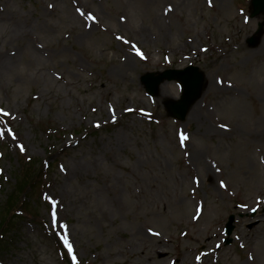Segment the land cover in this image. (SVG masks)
Here are the masks:
<instances>
[{"label": "rangeland", "instance_id": "rangeland-1", "mask_svg": "<svg viewBox=\"0 0 264 264\" xmlns=\"http://www.w3.org/2000/svg\"><path fill=\"white\" fill-rule=\"evenodd\" d=\"M250 9L0 0V205L19 158L51 164L0 264H264V12ZM188 64L206 83L179 121L164 109L178 83L150 96L140 78Z\"/></svg>", "mask_w": 264, "mask_h": 264}, {"label": "water", "instance_id": "water-1", "mask_svg": "<svg viewBox=\"0 0 264 264\" xmlns=\"http://www.w3.org/2000/svg\"><path fill=\"white\" fill-rule=\"evenodd\" d=\"M252 13L251 15H258L264 12V0H251ZM261 32V25L255 31V35L248 39L249 45H255ZM165 80H177L181 84L182 94L181 97L175 101L168 100L165 103L167 114L175 119L183 120L186 116L188 109L194 101L198 99L204 87V72L199 70L198 67L188 65L183 69H165L163 72L145 73L142 75L140 81L144 84L145 90L148 94L154 95L157 93L158 86ZM233 216H230L226 222V232L229 234L232 230Z\"/></svg>", "mask_w": 264, "mask_h": 264}, {"label": "trees", "instance_id": "trees-1", "mask_svg": "<svg viewBox=\"0 0 264 264\" xmlns=\"http://www.w3.org/2000/svg\"><path fill=\"white\" fill-rule=\"evenodd\" d=\"M21 160L20 169H18L15 182L12 184L9 192L0 205V251L6 249V243L3 241L10 238L17 220L27 213L29 207L28 191H34L37 185L42 182L44 165L42 161L31 159ZM16 175V174H15ZM8 243L9 241L6 240Z\"/></svg>", "mask_w": 264, "mask_h": 264}, {"label": "snow or ice", "instance_id": "snow-or-ice-1", "mask_svg": "<svg viewBox=\"0 0 264 264\" xmlns=\"http://www.w3.org/2000/svg\"><path fill=\"white\" fill-rule=\"evenodd\" d=\"M50 7H51V5H50ZM89 18L95 20V17L94 16H91L90 14H89ZM137 52H138V54L142 55V53H139V49H137ZM2 111L3 110L0 109V112H2ZM3 114L4 115H10V113H7V112H4ZM8 132L10 134H12L11 133V129H9ZM4 134H5L4 131L3 130H0V137H2ZM12 135H13V139H15V135L14 134H12ZM187 139H188L187 135H185V134L182 133L181 134V143L183 144V142L185 140H187ZM20 150L21 151H24V146L23 145H20ZM52 216H53V222H55L56 221V213H55V211H53ZM62 227H65L66 228V225L65 226H62ZM63 240H64L65 245L68 247L69 253H72V251H73L72 250V245L69 243L68 237L66 235L63 236ZM72 261H73V264H76V256L74 254L72 255Z\"/></svg>", "mask_w": 264, "mask_h": 264}, {"label": "bare ground", "instance_id": "bare-ground-1", "mask_svg": "<svg viewBox=\"0 0 264 264\" xmlns=\"http://www.w3.org/2000/svg\"><path fill=\"white\" fill-rule=\"evenodd\" d=\"M17 29H20V28H17ZM12 58V56L11 57H9L6 61H4V63H3V65H2V67H5L6 65H7V67H8V65H9V63H10V61L12 60L11 59ZM192 111V108L189 110V112H188V118L189 119H192L193 118V116H192V114L191 115H189V113ZM264 128V127H263ZM262 132V131H261ZM263 136H264V130H263ZM195 158V160H198V158L197 157H194ZM159 259V258H158ZM241 264V263H240Z\"/></svg>", "mask_w": 264, "mask_h": 264}]
</instances>
